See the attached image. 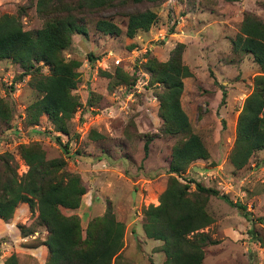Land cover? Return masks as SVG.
<instances>
[{
    "label": "rangeland",
    "instance_id": "374dc122",
    "mask_svg": "<svg viewBox=\"0 0 264 264\" xmlns=\"http://www.w3.org/2000/svg\"><path fill=\"white\" fill-rule=\"evenodd\" d=\"M23 1H1L0 14L14 13ZM145 7L155 12L154 23L148 30H138L131 38L126 37V17L122 13ZM245 11L264 22V9L256 0H164L157 5L143 2L86 17L87 35L73 34L62 51L64 59L78 60L80 74L72 90L79 105L67 125L71 146L66 145V149L61 142L63 137L55 134L44 115L38 120V128L23 124L25 106L39 93L29 87V75H22L17 64L9 59L0 60V97L12 109L9 124L0 123V153L13 155L18 174L26 169L16 153L19 143L37 141L46 157H63L65 168L78 173L85 187L79 206L63 212L77 214L83 229L89 218L101 215L108 205L124 225L121 261L162 264L164 255L157 249L160 241L145 237L141 230V211L148 204H157L167 177L170 148L189 133L196 134L207 158L193 160L181 177L212 187L244 207L242 210L231 206L218 196L208 197L205 209L212 222L201 230L215 242L203 248L201 264H264V150L254 151L240 169L233 168L227 157L237 114L251 91L253 76L258 73L250 54L231 49V40ZM99 17L110 18L120 28V34L110 36L95 31L94 23ZM20 20L24 30L34 31L42 25L33 7ZM176 42L184 44L181 61L191 73L182 79L179 97L189 128L169 135L161 130L157 116L155 93L161 87L147 82L144 60H165ZM87 53L94 59L88 60ZM114 58L120 59L116 66L111 64ZM115 67L128 73L134 70L136 79L145 72L146 77L140 78L145 82L144 89L127 97L119 84L111 87V79L99 70L112 73ZM41 72L46 73V68L42 67ZM221 90L225 97L219 104ZM89 91L96 102L92 109L84 104ZM90 130L99 136L90 137ZM176 177L182 181L180 176ZM20 212L16 208L8 223L12 228L15 224L28 225L34 232L26 241L20 239L22 248L16 255L11 242L0 245V254H14L17 264H39L27 258L23 247L37 244L44 237V230L34 223L35 213ZM8 240L0 235V242Z\"/></svg>",
    "mask_w": 264,
    "mask_h": 264
},
{
    "label": "trees",
    "instance_id": "16d2710c",
    "mask_svg": "<svg viewBox=\"0 0 264 264\" xmlns=\"http://www.w3.org/2000/svg\"><path fill=\"white\" fill-rule=\"evenodd\" d=\"M164 0H24L12 14H0V60L9 59L20 67L22 75H29L28 85L39 96L24 108L23 124L37 125L44 115L52 129L68 134V122L79 105L72 90L79 82L78 60L64 59L62 51L69 45L74 33L87 35L85 19L104 11L125 9L143 2L157 5ZM264 9V0H256ZM33 7L42 25L34 31L24 30L20 18ZM124 34L131 38L138 30H148L156 14L148 7L125 10ZM95 31L110 36L120 34V28L110 18L99 17ZM184 44L176 42L165 60L145 58L149 84L160 85L155 93L157 116L161 130L169 135L186 131L188 120L179 106L182 79L191 76L181 61ZM234 52L250 54L258 73L253 76L252 88L244 98L237 114L235 135L228 152V161L235 169L242 168L254 151L264 150V22L256 15L242 13L238 31L231 40ZM88 60H93L87 53ZM45 67L47 72L42 73ZM111 79V87L132 85L137 72H124L115 67L112 73L99 70ZM93 92H87L86 108L96 103ZM221 90L219 104L224 102ZM12 117L10 104L0 97V123L9 124ZM6 128V127H4ZM90 137H98L90 130ZM58 139V136H55ZM66 149V144H64ZM147 139L143 149L146 151ZM16 153L26 167L17 173V163L10 152L0 153V219L8 222L19 203H25L34 223L45 231L40 244L46 248L43 264H129L122 262L124 225L118 221L107 205L101 215L88 219L80 226L79 216L64 213L76 209L85 193V187L76 172L65 168L63 157H46L45 150L37 141L19 143ZM207 158V152L199 137L189 133L170 148V159L165 169L167 175L157 204L142 208L141 230L145 237L160 241L157 247L164 255L162 264H201L203 248L215 241L201 229L212 222L205 206L208 197L218 196L227 204H234L225 194L212 187L181 177L188 165L197 159ZM176 176H180V181ZM190 183L193 188L190 189ZM19 234L26 236L33 229L28 225L15 224ZM10 254L2 264H17ZM152 264V262L150 261Z\"/></svg>",
    "mask_w": 264,
    "mask_h": 264
},
{
    "label": "crops",
    "instance_id": "0c3cea01",
    "mask_svg": "<svg viewBox=\"0 0 264 264\" xmlns=\"http://www.w3.org/2000/svg\"><path fill=\"white\" fill-rule=\"evenodd\" d=\"M1 1H3V0H0V2ZM11 1L18 2L19 0H11ZM74 34H76V33H74ZM34 126H36L38 128L37 125H33V127ZM56 133H58V132H55V134ZM18 207L21 210L20 215H23V213L26 210H28L27 209V205L25 203H19L16 208H18ZM16 208H15V210H16ZM13 218H14V212H13V215H12V218L11 219H13ZM8 222H4V221H2L0 219V235H5L9 239L8 241H2V242H0V245L7 244L8 242H11V246L13 245V247H11V249L14 251V253L16 255V253L19 251V249L22 248L20 246V242H19L20 239H23V241H26V239H29V238H27V236L28 235H32V233L34 232V229H33V231L31 233L27 234L26 236H21L19 234L21 236L20 237V236H18L19 231L17 230V228H15L16 226L14 228H12L11 227L12 224H10ZM9 232H12L11 235L9 234ZM44 234H45V231H44ZM40 241L37 244H25V246L23 248H24V253L26 254V256H27L28 259H30V260H33L34 259L35 261H38L39 264H43V262L45 260V257H46V248H45L44 245L40 244ZM9 255L10 254L7 255V252H2L0 254V264H2V262L4 261V259L6 257H8ZM38 257H39V260H38Z\"/></svg>",
    "mask_w": 264,
    "mask_h": 264
},
{
    "label": "built area",
    "instance_id": "2783aa9c",
    "mask_svg": "<svg viewBox=\"0 0 264 264\" xmlns=\"http://www.w3.org/2000/svg\"><path fill=\"white\" fill-rule=\"evenodd\" d=\"M119 61H120V59L114 58L112 60V63H111L112 66L118 65ZM101 69H105V68L104 67H101ZM141 75L143 77H146V73L145 72H142L140 75H138V78L135 79L134 83L132 85H130L129 87H127L126 90H125V87L126 86L125 85H122V84H119L118 85L119 86V89H122L123 88V91H126L127 92V95H126L127 97L130 96V95H132L133 92H137V93L140 92V90H143L144 89L143 85L145 83V82H141L140 81L141 80L140 79L141 78ZM89 109H92V107H89ZM56 135H58L59 137H63V140H61V142L63 144H66L68 146V148L71 146V142L68 141L67 136L62 135V134H59V133H56ZM75 160L77 161V159H75Z\"/></svg>",
    "mask_w": 264,
    "mask_h": 264
},
{
    "label": "water",
    "instance_id": "95a60500",
    "mask_svg": "<svg viewBox=\"0 0 264 264\" xmlns=\"http://www.w3.org/2000/svg\"><path fill=\"white\" fill-rule=\"evenodd\" d=\"M133 193H134V192L131 193V196H132V197H133Z\"/></svg>",
    "mask_w": 264,
    "mask_h": 264
}]
</instances>
